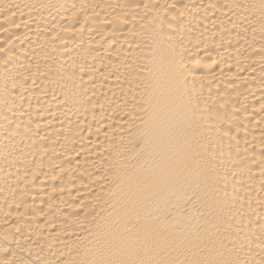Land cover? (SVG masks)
Segmentation results:
<instances>
[{"label":"bare ground","instance_id":"bare-ground-1","mask_svg":"<svg viewBox=\"0 0 264 264\" xmlns=\"http://www.w3.org/2000/svg\"><path fill=\"white\" fill-rule=\"evenodd\" d=\"M0 264H264V0H0Z\"/></svg>","mask_w":264,"mask_h":264}]
</instances>
